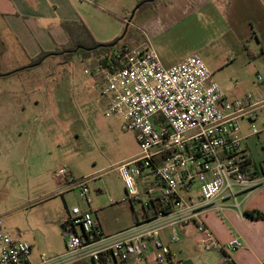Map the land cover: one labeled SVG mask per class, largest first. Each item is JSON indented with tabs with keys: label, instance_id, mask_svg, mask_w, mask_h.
I'll list each match as a JSON object with an SVG mask.
<instances>
[{
	"label": "crops",
	"instance_id": "0c3cea01",
	"mask_svg": "<svg viewBox=\"0 0 264 264\" xmlns=\"http://www.w3.org/2000/svg\"><path fill=\"white\" fill-rule=\"evenodd\" d=\"M144 1L149 0H0V74L22 69L44 53L68 47L71 40L65 30L66 24L71 34L81 29L86 41L92 37L99 44L111 43L131 29L137 40L134 48L152 46L166 68L198 56L206 65H212L216 71L212 78L228 100L253 93L258 103L264 101V78L261 76L264 73V0H162L156 6L138 10L137 7ZM78 25H83L88 34ZM42 66L7 80L0 79V85L7 81L9 85L16 81L26 83L25 77ZM259 77L262 81H259ZM235 80L245 88L239 90L229 86ZM10 97H0V103H6L8 108L4 117H0V126L4 124L3 119L17 115L18 108L15 104L11 105L13 103L9 104ZM0 105L1 108L3 105ZM24 107L23 104L19 108ZM252 124L259 128L258 134L253 133ZM14 130L13 127L11 131ZM5 132L6 129L0 127V158L7 160L8 153L1 148ZM239 136L243 154L253 163L254 179L263 183L247 190L238 187L235 198L225 190L201 218L217 242L226 244L237 238L242 242L240 249L228 253L213 247L208 249L195 222L175 227L163 226L164 221L157 218L143 222V203L147 200V192L158 186L151 174L144 175L138 181L140 199L122 198L123 202H129L132 224L123 227L117 214L107 217L104 208L91 206L93 201L87 203L88 208L82 211L93 214L104 238L130 237L147 227L163 226L159 240L176 256L173 264H264V219L248 216L264 213V169L261 172L257 170L255 151L250 145L254 136L264 144L262 104L254 109L252 120L239 122ZM63 186L66 185L58 182V187ZM123 188L125 190L124 185ZM134 214L140 215V224H137ZM70 215L71 212L59 218L64 226L63 235L59 233L62 247L57 251L41 247L35 237L21 232L13 238L31 245L33 264H95L91 251L111 241H100L88 250L69 253L66 244L68 235L72 232L82 234L71 225ZM174 230L179 234L177 242L172 240ZM202 246L210 252L202 250ZM149 250L153 251L152 244ZM46 253L50 256H46ZM113 264L155 263L143 260L128 263L117 261Z\"/></svg>",
	"mask_w": 264,
	"mask_h": 264
},
{
	"label": "built area",
	"instance_id": "2783aa9c",
	"mask_svg": "<svg viewBox=\"0 0 264 264\" xmlns=\"http://www.w3.org/2000/svg\"><path fill=\"white\" fill-rule=\"evenodd\" d=\"M117 57L123 62L122 68L105 74L101 97L107 103L106 116H120L125 129L135 133L141 150L137 158L118 167L126 195L140 199L138 181L151 174L158 186L147 192L143 209L156 204L160 212L155 218L164 221L163 226L195 222L208 249L227 253L240 249L242 242L237 238L226 244L217 242L201 216L225 190L235 198L238 187L247 190L263 183L254 179L253 163L243 154L239 136V122L252 120L254 109L261 103L253 93L228 100L198 56L170 68L162 64L150 45L125 49ZM251 128L258 134L255 124ZM69 176L65 168L53 175L66 186L75 184L68 182ZM197 183V192L192 196ZM80 188L81 199L91 204L89 189L85 184ZM70 222L82 234L68 235L69 253L111 241L91 251L95 264L103 253H109L113 262H176V256L159 240L161 225L130 237L104 238L93 214L79 207L72 208ZM172 240H179L175 230ZM150 244L153 251L149 250ZM31 253L28 242L14 239L0 227V264H33Z\"/></svg>",
	"mask_w": 264,
	"mask_h": 264
},
{
	"label": "rangeland",
	"instance_id": "374dc122",
	"mask_svg": "<svg viewBox=\"0 0 264 264\" xmlns=\"http://www.w3.org/2000/svg\"><path fill=\"white\" fill-rule=\"evenodd\" d=\"M91 63L64 66L50 58L25 77L26 83L0 85V97L11 96L9 104L18 108L16 117L3 119L0 126L6 129L1 148L9 158H0V227L14 238L19 232L35 237L41 247L50 250L62 247L59 233L63 235L64 223L59 222L60 216L66 217L75 206L88 208L80 197L82 184L90 191L91 206L104 208L107 217L117 214L123 227L133 222L129 202L122 201L127 195L118 167L137 158L141 150L135 133L125 129L120 116H106L102 80L91 74ZM207 67L216 74L212 65ZM261 76L264 78V73ZM238 82L229 86L245 88ZM0 104L3 118L8 108L6 103ZM250 143L261 172L264 144L256 136ZM61 168L69 171L67 180L75 184L58 187L53 175ZM202 250L210 252L203 246Z\"/></svg>",
	"mask_w": 264,
	"mask_h": 264
},
{
	"label": "trees",
	"instance_id": "16d2710c",
	"mask_svg": "<svg viewBox=\"0 0 264 264\" xmlns=\"http://www.w3.org/2000/svg\"><path fill=\"white\" fill-rule=\"evenodd\" d=\"M162 0H149L144 1L139 4L138 10L149 7V6H156ZM80 28H83L84 32L88 34L86 28L83 25H78ZM65 30L68 32L70 36L71 43L68 47H62L57 49L53 53H44L40 55L38 58L32 60L31 64L23 67L22 69H18L16 71L0 74V79L7 80L9 78L18 76L22 72L31 71L35 68H38L46 62L48 59H57L59 64L64 66H72L75 65L77 62L81 64H86L89 61L91 63L92 75L94 77H100L102 82L104 80V76L106 73H114L122 68V60L117 57L120 52H124L125 49L134 48L136 44V37L132 35L133 30L131 29L126 30L121 37L117 38L115 41L107 44H99L96 43L92 37H90L89 41H86L82 37V31L79 29L71 34V31L68 28V25H65ZM76 35V37H74ZM72 36V37H71ZM77 41V42H76ZM66 73L67 69H63ZM101 82V83H102ZM159 209L156 204H151L148 209H143L142 212V220L143 222H148L154 219L159 214ZM163 213L167 214L166 211ZM137 224L139 222L138 214H134ZM251 218H262L264 219V213H255L248 215ZM114 262L111 261L109 257V253H103L100 257V261L96 264H113Z\"/></svg>",
	"mask_w": 264,
	"mask_h": 264
},
{
	"label": "water",
	"instance_id": "95a60500",
	"mask_svg": "<svg viewBox=\"0 0 264 264\" xmlns=\"http://www.w3.org/2000/svg\"><path fill=\"white\" fill-rule=\"evenodd\" d=\"M137 9H138V7H137ZM137 9H135V10L133 11L132 16L134 15V13H135V11H136ZM127 28H128V27H127Z\"/></svg>",
	"mask_w": 264,
	"mask_h": 264
}]
</instances>
